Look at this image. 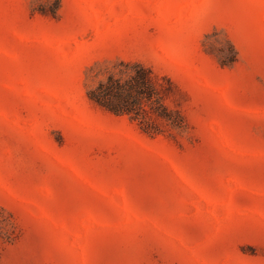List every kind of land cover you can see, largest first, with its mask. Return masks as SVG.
<instances>
[{
    "label": "rangeland",
    "instance_id": "obj_1",
    "mask_svg": "<svg viewBox=\"0 0 264 264\" xmlns=\"http://www.w3.org/2000/svg\"><path fill=\"white\" fill-rule=\"evenodd\" d=\"M136 65L180 125L90 102ZM0 264H264V0H0Z\"/></svg>",
    "mask_w": 264,
    "mask_h": 264
},
{
    "label": "trees",
    "instance_id": "obj_2",
    "mask_svg": "<svg viewBox=\"0 0 264 264\" xmlns=\"http://www.w3.org/2000/svg\"><path fill=\"white\" fill-rule=\"evenodd\" d=\"M176 85L165 75L150 67L136 65L126 78L110 74L87 93L96 107L117 115L129 114L139 118L142 129L151 134L161 133V124L176 126L182 122V112L172 108L167 99H181Z\"/></svg>",
    "mask_w": 264,
    "mask_h": 264
}]
</instances>
